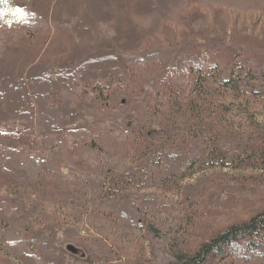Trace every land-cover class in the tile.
I'll return each instance as SVG.
<instances>
[{"label": "rangeland", "instance_id": "rangeland-1", "mask_svg": "<svg viewBox=\"0 0 264 264\" xmlns=\"http://www.w3.org/2000/svg\"><path fill=\"white\" fill-rule=\"evenodd\" d=\"M85 1L56 19L58 0H17L31 15L0 27V68L75 66ZM144 2L130 14L139 37L107 49L116 69L78 74L31 117L0 120V264H172L264 209V0ZM99 34L114 36L112 24ZM234 66L233 89L221 79ZM28 157L45 159L34 175L17 165Z\"/></svg>", "mask_w": 264, "mask_h": 264}, {"label": "trees", "instance_id": "trees-1", "mask_svg": "<svg viewBox=\"0 0 264 264\" xmlns=\"http://www.w3.org/2000/svg\"><path fill=\"white\" fill-rule=\"evenodd\" d=\"M17 0H7L4 3L0 0V27L6 28V25L15 24L25 21L31 14L27 7H23L26 15L21 16L11 11L19 8L16 5ZM145 0H86L85 10L81 12L82 19L76 22L75 30L81 38L80 42L75 44L74 50L69 63L76 62V65H64L58 74L47 73L43 70L41 64L29 66L25 69L26 64L12 66V63L6 68H0V101L4 106L0 107V120L4 121L8 115H14L21 118L31 117L29 110H34V103L43 104L47 95L59 89L61 86L68 85L69 81L76 75L84 76L85 74L97 75L103 73L106 66L117 68V59L113 51L114 43L120 41L128 42L133 37L140 35L136 27L130 20L132 10L142 5L146 7ZM80 0H58L52 8V18L60 19L63 9H71L74 15L78 14ZM27 5V3H26ZM151 3L149 6L150 7ZM91 7V9H90ZM153 9V6L150 10ZM109 22L112 24L114 36L101 38L99 34V24ZM117 41V42H116ZM126 47V46H120ZM63 64H67L66 61ZM16 73H15V69ZM89 70V71H88ZM249 70H247V73ZM235 73H244L241 66L231 67L229 74L221 79V83L229 88L237 85L234 78ZM250 73V72H249ZM238 75V74H237ZM31 93V94H30ZM28 109L27 111H25ZM43 117V127L48 132L55 131V125L52 124L57 113L56 109H46ZM65 107L60 108L59 112L65 114ZM73 118V110L69 112ZM261 150H264L262 148ZM18 154L16 151L11 152V157ZM164 160L173 165L181 167L184 164V157L174 154H160ZM264 156V154L262 153ZM19 160H21L19 162ZM23 160V161H22ZM176 160V161H175ZM234 157L222 160L223 167H233ZM18 166L30 175L40 167H44L45 159H34L32 157L19 158ZM264 169V165L262 166ZM37 174V173H36ZM127 210L121 209V214L126 215ZM249 256L257 259H264V209L250 217L246 221L234 223L225 230L217 233L209 241L203 243L193 253L177 252L175 262L172 264H220L221 261L229 258L245 259Z\"/></svg>", "mask_w": 264, "mask_h": 264}, {"label": "snow or ice", "instance_id": "snow-or-ice-1", "mask_svg": "<svg viewBox=\"0 0 264 264\" xmlns=\"http://www.w3.org/2000/svg\"><path fill=\"white\" fill-rule=\"evenodd\" d=\"M3 2L7 3V0H3ZM11 11H13L14 13H17V14H19L21 16L26 15V11L23 8H15V9H11ZM3 14H4L3 11L0 10V15H3Z\"/></svg>", "mask_w": 264, "mask_h": 264}]
</instances>
